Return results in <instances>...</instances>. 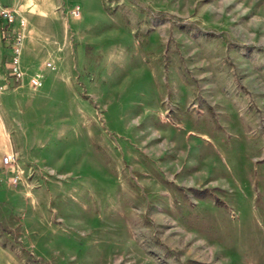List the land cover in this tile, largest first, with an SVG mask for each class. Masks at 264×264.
<instances>
[{
  "label": "rangeland",
  "instance_id": "374dc122",
  "mask_svg": "<svg viewBox=\"0 0 264 264\" xmlns=\"http://www.w3.org/2000/svg\"><path fill=\"white\" fill-rule=\"evenodd\" d=\"M53 2L18 15L0 264H264V0Z\"/></svg>",
  "mask_w": 264,
  "mask_h": 264
},
{
  "label": "crops",
  "instance_id": "0c3cea01",
  "mask_svg": "<svg viewBox=\"0 0 264 264\" xmlns=\"http://www.w3.org/2000/svg\"><path fill=\"white\" fill-rule=\"evenodd\" d=\"M0 3L12 8L17 15L23 16L25 20L34 13L40 16L46 13H53L56 8V3L53 0H0ZM0 22V26H1ZM15 24V23H14ZM7 33L0 32V151L3 149L5 134L8 130V123L11 119L9 107L10 94L14 93L17 87H19L20 80L13 82L12 78L8 76L6 70V60L9 55V48L7 45ZM24 42L22 44L23 54L21 55V65L24 66L27 61L25 52L28 49L29 52L36 55L39 52V47L32 40V33L27 28L24 32Z\"/></svg>",
  "mask_w": 264,
  "mask_h": 264
},
{
  "label": "built area",
  "instance_id": "2783aa9c",
  "mask_svg": "<svg viewBox=\"0 0 264 264\" xmlns=\"http://www.w3.org/2000/svg\"><path fill=\"white\" fill-rule=\"evenodd\" d=\"M79 6L78 4H74L69 9V14L72 16H78ZM0 32H6L7 35V45L9 48V55L6 60V70L9 77L12 78L13 82H17L21 75L22 70L19 65V53L22 44L23 32L22 28L24 25L23 18L18 16L16 12L3 4L0 3ZM15 23V24H14ZM44 65L48 68H53V64L49 61H45ZM41 74L39 72H35L32 74L28 81L31 86H39L41 84ZM15 158L14 153L8 152L4 153L1 156V161L3 163L12 162ZM17 177V169L12 177L14 181Z\"/></svg>",
  "mask_w": 264,
  "mask_h": 264
},
{
  "label": "trees",
  "instance_id": "16d2710c",
  "mask_svg": "<svg viewBox=\"0 0 264 264\" xmlns=\"http://www.w3.org/2000/svg\"><path fill=\"white\" fill-rule=\"evenodd\" d=\"M188 189L191 191V192H193L195 195H197V196H199V197H202V196H204L205 194H204V189L203 188H201V189H199V188H195V187H188ZM215 200V199H214ZM216 201V200H215Z\"/></svg>",
  "mask_w": 264,
  "mask_h": 264
}]
</instances>
